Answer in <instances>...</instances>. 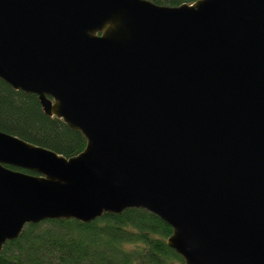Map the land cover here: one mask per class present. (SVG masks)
<instances>
[{
    "label": "water",
    "instance_id": "1",
    "mask_svg": "<svg viewBox=\"0 0 264 264\" xmlns=\"http://www.w3.org/2000/svg\"><path fill=\"white\" fill-rule=\"evenodd\" d=\"M0 78L86 139L0 129V251L28 222L142 207L185 264H264V0H0Z\"/></svg>",
    "mask_w": 264,
    "mask_h": 264
},
{
    "label": "trees",
    "instance_id": "2",
    "mask_svg": "<svg viewBox=\"0 0 264 264\" xmlns=\"http://www.w3.org/2000/svg\"><path fill=\"white\" fill-rule=\"evenodd\" d=\"M152 1L176 5L194 0ZM0 129L66 156L86 143L80 131L45 114L35 93L14 89L2 78ZM171 231L166 221L142 207L103 213L88 222L46 218L26 223L16 238L7 240L0 264H185L166 242Z\"/></svg>",
    "mask_w": 264,
    "mask_h": 264
},
{
    "label": "clouds",
    "instance_id": "3",
    "mask_svg": "<svg viewBox=\"0 0 264 264\" xmlns=\"http://www.w3.org/2000/svg\"><path fill=\"white\" fill-rule=\"evenodd\" d=\"M119 27V21L116 20H109L106 21L100 29H96L94 31H90L89 35L96 38L97 32H103L104 36L106 37L107 34H111L115 32Z\"/></svg>",
    "mask_w": 264,
    "mask_h": 264
}]
</instances>
